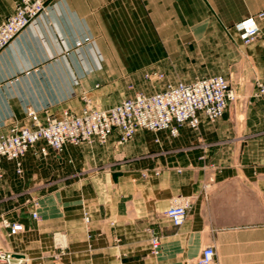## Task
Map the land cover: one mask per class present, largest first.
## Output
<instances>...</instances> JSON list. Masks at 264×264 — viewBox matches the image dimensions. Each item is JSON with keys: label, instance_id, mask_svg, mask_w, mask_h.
<instances>
[{"label": "crops", "instance_id": "0c3cea01", "mask_svg": "<svg viewBox=\"0 0 264 264\" xmlns=\"http://www.w3.org/2000/svg\"><path fill=\"white\" fill-rule=\"evenodd\" d=\"M45 1L48 13L0 51V134L28 122L27 106L42 122L45 109L80 113L85 99L109 108L121 100L116 94L127 76L163 74L145 93L216 74L241 77L249 88L264 82V38L242 45L233 27L264 10V0ZM15 2L0 0V23ZM259 26L264 35V20ZM226 112L213 122L202 117L197 130L183 127L176 137L139 130L125 143L138 157L171 139H199L195 149L153 159L118 158L124 144L113 134L104 145H66L46 157L30 149L20 173L4 160L0 215L24 226L5 245L34 264H196L206 244L213 264H264V119ZM49 178L55 190L38 199L33 219L35 194ZM179 194L192 203L174 227L164 212ZM149 226L160 238L157 255ZM54 231L66 236L63 253L51 247Z\"/></svg>", "mask_w": 264, "mask_h": 264}, {"label": "built area", "instance_id": "2783aa9c", "mask_svg": "<svg viewBox=\"0 0 264 264\" xmlns=\"http://www.w3.org/2000/svg\"><path fill=\"white\" fill-rule=\"evenodd\" d=\"M45 0H16L14 10L0 23V51L18 35L38 15L47 14ZM264 20V10L247 16L234 24L240 41L248 45L263 37L259 21ZM156 79L163 74H154ZM253 96L260 103L264 116V82L256 80ZM236 99V93L227 78L216 74L198 77L192 82L178 81L167 83L152 93L135 92L121 99L109 108H93L87 104L80 113L64 110L59 115L49 114L45 109L44 122L39 113L27 106L25 113L28 122H13L5 134H0V172L4 160L13 162L17 173L22 172V161L30 149L46 157L49 151L60 154L66 145L77 146L94 142L104 145L110 136L116 134V144L122 145L132 139L139 130L153 133L167 132L171 137L179 135L183 127L193 130L199 128L201 118L210 122L223 116L229 105ZM158 141V138L155 139ZM157 174L158 171H155ZM142 175L145 177L146 172ZM192 203L189 195L171 197L164 214L172 226L178 227L185 221ZM39 202L34 201L31 216L39 218ZM88 221V216H84ZM24 230L20 222L10 221L0 215V264H26L27 257L13 252L5 245L7 238ZM151 244V253L160 252V238L152 226L146 228ZM60 238L65 239V242ZM52 247L57 253L67 248L64 233L52 234ZM215 256L211 244H206L196 260V264H213Z\"/></svg>", "mask_w": 264, "mask_h": 264}, {"label": "rangeland", "instance_id": "374dc122", "mask_svg": "<svg viewBox=\"0 0 264 264\" xmlns=\"http://www.w3.org/2000/svg\"><path fill=\"white\" fill-rule=\"evenodd\" d=\"M242 45H245L241 42ZM223 76H225L227 78V80L229 81V83L231 84V86L234 88L235 93H236V99L231 103V105L229 106L226 115L232 117V118H236L237 120H242L245 116H250V117H255V118H259V119H264V117H262V115L258 112V107H257V102L255 97L253 96L254 93V88H255V84L252 85L250 88L248 86L245 85L244 80H241V77L238 79L237 76H230V75H226L223 74ZM80 75H75L72 76V79L74 81V84L77 85L78 79H79ZM164 78V77H163ZM163 78L161 79H156L154 74H144V75H140V76H127L126 79H129L123 89H119V92L116 94L118 100L123 99L125 97H129L132 96L135 92L137 91H146V92H150L152 90H154L160 83L162 84ZM165 79V78H164ZM145 80L148 83V86L143 87L142 85H140V83ZM160 82V83H158ZM256 82V81H255ZM95 87H97V85H95ZM251 89V90H250ZM88 104L93 107V108H100V105L97 103L98 101H92L90 99H88ZM87 104V102L84 101L83 104V108L85 107V105ZM50 106L48 104H44V106L41 107V109L43 108H49ZM82 108V109H83ZM82 111V110H81ZM192 140H190L191 142L189 143V141H187V143H184L183 141H181V139H171L168 141V143H165L161 146L155 145L156 150L155 151H151V152H147L145 154L139 155L138 157L142 158V157H148V158H157L160 155H164V154H176V153H180L182 151L185 150H192L195 149L196 147H199V139H195V136H192ZM127 150V152H125ZM124 152L125 154L123 155L124 159H129L128 161H132L135 158L138 157H134L133 153H128V148L124 146H120V149L118 151V158H120V154ZM127 155V156H126ZM120 156V157H119ZM132 157V159H131ZM100 166L94 167L92 169L96 170L99 169ZM81 170L80 168L77 169V171ZM52 183V178H49L45 181H43V186L39 188V192L35 194V196H37L38 198H36L35 200L38 201V199H41V203L43 202V198L41 197L42 195H46V194H51L53 192V190H55L54 188H51V184ZM35 184V183H34ZM34 187L32 186L31 188H29V190L33 189ZM33 200V204L34 205V201ZM55 232V231H54ZM52 234L50 235V242H51V247H52ZM53 249V247H52ZM67 249V248H66ZM65 249V250H66ZM30 259V258H29ZM26 264H34L32 263L31 260H28L26 262ZM37 264V263H35Z\"/></svg>", "mask_w": 264, "mask_h": 264}, {"label": "bare ground", "instance_id": "6f19581e", "mask_svg": "<svg viewBox=\"0 0 264 264\" xmlns=\"http://www.w3.org/2000/svg\"><path fill=\"white\" fill-rule=\"evenodd\" d=\"M60 239H61L62 243H63V241L65 242V240L63 238H60Z\"/></svg>", "mask_w": 264, "mask_h": 264}]
</instances>
